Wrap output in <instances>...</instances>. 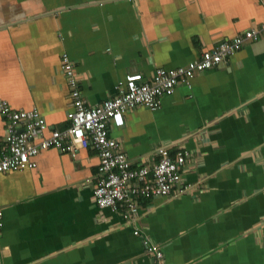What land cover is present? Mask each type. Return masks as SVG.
I'll return each instance as SVG.
<instances>
[{"label": "crops", "instance_id": "crops-1", "mask_svg": "<svg viewBox=\"0 0 264 264\" xmlns=\"http://www.w3.org/2000/svg\"><path fill=\"white\" fill-rule=\"evenodd\" d=\"M263 22L264 0H0V99L62 129V51L95 104L127 73L184 65ZM3 134L0 116V142ZM111 136L144 164L162 146L192 152L187 188L135 199L125 220L95 204L92 149L41 150L34 167L0 172V264H156L135 228L165 264H264V37L177 85L158 108L126 111Z\"/></svg>", "mask_w": 264, "mask_h": 264}, {"label": "built area", "instance_id": "built-area-1", "mask_svg": "<svg viewBox=\"0 0 264 264\" xmlns=\"http://www.w3.org/2000/svg\"><path fill=\"white\" fill-rule=\"evenodd\" d=\"M262 37L264 22L221 39L184 65L156 67L148 77L138 71L127 73L116 83L113 96L95 104H86L75 65L68 53L62 51L59 64L70 97V108L66 112L69 124L62 129L49 127L36 107L14 108L5 99H0V116L4 122L0 172L34 167L35 157L44 149L75 154L79 148H90L98 157L93 189L95 204L119 212L125 220L134 219L138 211L135 199L144 195L167 196L187 188L182 184V174L192 152L183 147L171 152L170 147L162 146L156 151L155 161L149 164L136 162L127 156L117 138L111 136V129L124 124L126 111L140 106L150 110L158 108L161 97L173 94L177 85L190 87L196 73L226 63L244 43ZM133 234L142 236L145 250L156 264H165L157 243L139 228H135Z\"/></svg>", "mask_w": 264, "mask_h": 264}]
</instances>
